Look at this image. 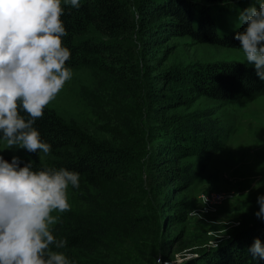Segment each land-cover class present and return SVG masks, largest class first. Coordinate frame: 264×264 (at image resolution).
Returning a JSON list of instances; mask_svg holds the SVG:
<instances>
[{"label": "trees", "instance_id": "16d2710c", "mask_svg": "<svg viewBox=\"0 0 264 264\" xmlns=\"http://www.w3.org/2000/svg\"><path fill=\"white\" fill-rule=\"evenodd\" d=\"M232 2L80 0L77 9L62 0L64 46L72 53L66 66L88 71L97 85L95 96L80 90L95 120L82 126L47 106L34 127L51 153L41 159L25 150L20 159L32 161L34 170L66 168L80 174L79 187L68 188L80 206L70 205L51 226L66 246L50 247L70 264H154L164 230L186 222L185 195L195 182L191 159L215 155L230 135L217 109L253 101L264 94V81L239 61L190 70L169 66L175 51L169 43L188 38L240 49L234 37L243 30L238 16L245 7ZM151 49L154 58L145 55L141 67L140 52ZM143 71L153 72L157 85L144 94L142 84L135 83ZM199 99L218 106L188 111ZM3 157L11 162L12 156ZM256 238L264 244V219L257 216L242 235L218 250L202 251L188 264H264L248 251Z\"/></svg>", "mask_w": 264, "mask_h": 264}, {"label": "clouds", "instance_id": "9594fccd", "mask_svg": "<svg viewBox=\"0 0 264 264\" xmlns=\"http://www.w3.org/2000/svg\"><path fill=\"white\" fill-rule=\"evenodd\" d=\"M67 3L81 6L80 0ZM64 13L62 0H0V139L6 149H24L41 159L51 153L34 125L73 75L66 66L72 53L64 46ZM238 20L244 27L234 38L264 81V0L240 11ZM22 163L18 156L9 162L0 155V264H70L50 247L66 246L54 235L51 226L58 217L52 213L70 210L68 188L79 187L80 174L66 168L34 170L32 161ZM257 203L255 215L264 219V195ZM248 251L254 260H264L259 238ZM193 259L196 252L182 249L167 264Z\"/></svg>", "mask_w": 264, "mask_h": 264}, {"label": "rangeland", "instance_id": "374dc122", "mask_svg": "<svg viewBox=\"0 0 264 264\" xmlns=\"http://www.w3.org/2000/svg\"><path fill=\"white\" fill-rule=\"evenodd\" d=\"M239 2L247 8L250 5L258 6L262 0H234L230 4L233 7ZM169 45L175 47V51L171 54L168 65L178 69L190 70L192 67L221 61H239L254 68L245 61L240 49L195 44L188 38L173 39ZM114 54L121 57L119 53ZM154 54L153 49L140 52V66H144L145 55L146 58L152 59ZM71 70L72 78L65 83L48 107L65 120L88 126L95 120V116L93 109L81 97L80 90L81 87L87 88L95 96L97 85L93 83L88 71ZM153 76V72L148 75L143 71V77L135 81L138 85L142 84L143 94L157 86ZM215 106L218 104L213 101L199 99L187 110ZM216 116L231 130L229 138L215 155L191 159L194 164L195 182L185 195L186 222L164 230V240L156 252L154 264H167L174 259V254L182 249H190L198 256L202 251L216 250L220 244L242 235L245 228L253 223L255 213L259 211L257 197L264 195V94L249 103L234 101L219 107ZM0 155L25 158L26 151L6 149V142L0 140ZM210 190L232 195L219 208H212L199 198L201 193ZM68 202L73 208L80 206L75 196L68 195ZM160 210L156 209L158 212ZM52 215L61 218L63 213L53 212ZM213 241L218 247L212 246Z\"/></svg>", "mask_w": 264, "mask_h": 264}, {"label": "built area", "instance_id": "2783aa9c", "mask_svg": "<svg viewBox=\"0 0 264 264\" xmlns=\"http://www.w3.org/2000/svg\"><path fill=\"white\" fill-rule=\"evenodd\" d=\"M232 193L221 191H206L200 194L199 198L205 205L212 208H219L231 198Z\"/></svg>", "mask_w": 264, "mask_h": 264}]
</instances>
